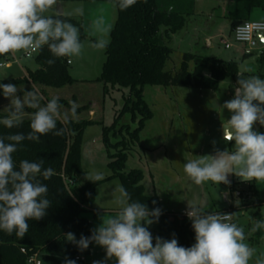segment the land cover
<instances>
[{
    "label": "clouds",
    "instance_id": "9594fccd",
    "mask_svg": "<svg viewBox=\"0 0 264 264\" xmlns=\"http://www.w3.org/2000/svg\"><path fill=\"white\" fill-rule=\"evenodd\" d=\"M136 3L137 0H117L116 6L127 10ZM57 4L58 0H0V56L23 52L31 57L45 46L55 58L81 56L84 45L80 28L62 18V13L46 15ZM173 10L168 8L169 12ZM83 14V7L78 6L67 16ZM110 32L111 25L106 24L103 16L94 19L88 30V36L94 38L90 46L105 50ZM47 63L52 65L55 59H48ZM237 76L234 97L221 106L231 113L223 123V139L234 141L233 150L216 149L214 155L187 160L183 171L195 185L207 181L229 184L230 174L245 182H264V133L254 130L257 122L264 126V79L257 75ZM0 90L10 100L5 107L7 115L0 119L5 128L21 127L25 109H36L31 113L27 134L0 135V231L22 239L29 231V220L38 221L46 216L52 201L43 181L51 180L56 173L52 167H44L43 159H22L17 165L13 154L25 140L41 143L42 136H62L64 129L57 128L62 105L58 97H53L41 106L43 97L37 91H25L21 97L12 83H0ZM70 105L75 115L78 105L75 101H70ZM85 179L97 183L105 177L102 172H91ZM113 197L119 210L112 216L102 215V222L91 230L90 236L77 239L72 232L65 234L66 241L81 252L91 244L105 250L104 260H94L93 264H107L113 259L115 264H250L254 257L255 264H264V251L257 256V248L245 242L244 228L232 222L234 213L205 212L202 202L187 200L185 215L192 222L195 243L186 248L179 246L175 234L165 240L154 238L148 230V226L158 222L161 209L149 210L144 203L133 201L122 185L116 186ZM258 230H264V218L256 220L251 229ZM64 264H76V260L65 257Z\"/></svg>",
    "mask_w": 264,
    "mask_h": 264
},
{
    "label": "rangeland",
    "instance_id": "374dc122",
    "mask_svg": "<svg viewBox=\"0 0 264 264\" xmlns=\"http://www.w3.org/2000/svg\"><path fill=\"white\" fill-rule=\"evenodd\" d=\"M227 1L196 0V13L199 16L193 17L194 19L189 17L185 29L167 42L173 53L165 66L166 72L178 73L186 54L196 57L190 64L191 71L202 57L216 58L223 62H243L244 46L235 42L231 32V20L225 16L223 6ZM60 5L63 17L71 19L69 22L80 28L81 41L84 45L81 56L68 57L71 62L68 67L69 74L77 83L60 89L42 88L29 83L17 87V95L23 97L25 91L35 90L43 99L58 97L72 101V97L75 96L78 107L92 105L97 111L95 118L91 119L89 112L73 115L68 109L61 108L59 117L63 118L66 114L67 118L74 120L97 122L84 130L81 144L82 169L86 174L102 172L105 177L104 180L97 182L92 211L84 214L96 228L102 222V215L112 216L119 210V206L114 202L113 191L122 183L118 177H113L114 169L110 165V155L116 153L113 146L121 138L118 133L116 136L111 135L110 141L113 146H106L103 141V130L115 123L129 91L110 90L104 94V84L100 77L106 62V49L101 51L90 46V41L94 38L88 36V30L94 19L103 16L106 24L111 25L108 37L111 41L118 8L114 2L66 1ZM78 6L83 7L84 14L68 17L67 13ZM53 13L59 14L58 4L46 15ZM207 41L211 42V48L207 47ZM225 43L232 44V47L227 49ZM36 56L33 54L27 58L23 52L16 53L15 56L10 54L8 60L0 62L6 64L0 67V83L27 77L29 70L39 69ZM243 70L242 75L245 77L257 75L264 79V59L259 58L255 64H248ZM236 87L238 84L230 78L220 82L216 90L146 86L143 98L152 116L144 123L137 139L129 142L122 172L141 171L145 195L157 196L163 211L185 214L187 200L193 199L202 202L204 210L210 212L244 206L245 208L234 212V223L244 228L245 242L257 248L258 256L264 251V241L258 240L251 229L256 220L264 214V205L257 203L258 199H264V182L255 180L245 182L235 174H230L229 184L217 185L207 181L203 185H195L183 171L184 164L189 159L214 155L216 149L233 150L234 141L226 142L223 139V123L230 119L231 113L221 106L234 97ZM9 103L10 100L4 98L0 90V119L7 115L5 107ZM43 105L41 102V106ZM24 118H31V114L25 113ZM124 126L134 131L138 127V121L134 123L131 121V115H125L118 120L116 130ZM254 130L264 133V126L257 122L254 124ZM123 135L126 137L127 132L124 131ZM228 213L232 214L230 211ZM148 230L152 234L156 233L157 223L148 226ZM54 257L56 261L42 258L43 264H64L65 255L56 254ZM104 258L105 250L93 244L92 252L81 264H93L94 260ZM107 264H115L114 259L109 260ZM250 264H255V257Z\"/></svg>",
    "mask_w": 264,
    "mask_h": 264
},
{
    "label": "trees",
    "instance_id": "16d2710c",
    "mask_svg": "<svg viewBox=\"0 0 264 264\" xmlns=\"http://www.w3.org/2000/svg\"><path fill=\"white\" fill-rule=\"evenodd\" d=\"M66 1L117 2V0H58V3ZM170 6L174 9L171 12L168 11ZM254 8L264 10V0H231L226 16L231 20V31L234 32L237 26L249 21ZM194 10L195 0H137V3L127 10L118 8L117 21L106 48V62L100 77L104 84V94L109 89L129 91L117 120L103 130V141L106 146H113L110 141L111 135L119 134L121 138L113 146L116 153L110 155V165L114 169L113 177L120 179L133 201L144 203L149 210L161 209V215L156 222L158 230L152 234L154 238L159 236L170 240L175 234L179 246L186 248L195 243V232L188 217L182 213L164 212L157 196L145 195L141 171L132 170L129 173L122 171L129 142L137 139L144 123L152 116L143 98L146 86L216 90L220 82L227 78L237 83L240 63L223 62L216 58L202 57L191 71L190 64L196 57L186 54L178 73L165 71V66L173 53L167 42L185 28ZM64 19L71 21L69 18ZM9 55L0 56V62L8 60ZM244 58L247 59L249 56ZM260 58L264 59V50ZM48 59H55V63L49 65ZM35 60L39 69L29 70L27 77L5 81L3 84L12 83L19 87L33 83L42 88L60 89L77 83L69 74L68 57L55 58L45 46L38 52ZM49 100L51 99H43L41 102L46 104ZM58 100L62 108L68 109L71 113L70 101ZM72 101L76 102L75 96L72 97ZM90 109L91 105L77 107L76 114L89 112ZM34 111L36 109H25V113L31 114ZM125 115H131V121L134 123L138 121V127L134 131L127 126L116 130L118 120ZM138 115L140 118H137ZM30 120L31 118H24L22 126L14 129H7L0 124V135L6 136L10 132L27 134L30 131ZM96 123L93 120L59 118L57 128L64 129L62 136L48 134L41 137V143L25 140L18 146V151L13 154L17 165L22 159L37 161L43 159L45 168L52 167L55 170L56 175L51 180L43 181L49 187V199L52 204L43 219L28 221L29 231L22 239L15 234L8 236L0 231V264H27L29 256L35 253L41 254L44 260L51 261H56L54 257L56 254H63L75 260L77 257H87L91 253L93 244L81 252L75 245L66 241L65 234L72 232L79 239L81 235L90 236L91 230L94 229L92 222L85 218L84 214L93 209L97 183L85 179L86 173L81 167V144L84 130ZM124 131L127 132L126 137L123 135ZM257 203L264 204V199H258ZM243 208L245 207L238 206L217 212L234 213L237 209ZM262 218L264 215L259 219ZM263 231L255 232L258 240L262 239ZM153 244L155 245V239Z\"/></svg>",
    "mask_w": 264,
    "mask_h": 264
},
{
    "label": "built area",
    "instance_id": "2783aa9c",
    "mask_svg": "<svg viewBox=\"0 0 264 264\" xmlns=\"http://www.w3.org/2000/svg\"><path fill=\"white\" fill-rule=\"evenodd\" d=\"M264 34V22L260 21H246L242 23L241 25L237 26L236 29L233 32V36L235 39V42L238 44H241L244 46V54L245 56L252 57L254 56L258 50H259V41L258 36ZM226 48L229 49L232 47V44L225 43ZM33 54H38L33 53ZM32 54V55H33ZM27 58H30L29 56L25 55ZM68 64L70 65V60L68 61ZM6 66L5 63H0V67ZM232 222H234V219H232ZM23 253H26L25 250H22ZM86 257H77L76 264H81L85 261ZM27 264H43L41 254L35 253L31 256H29L27 260Z\"/></svg>",
    "mask_w": 264,
    "mask_h": 264
},
{
    "label": "crops",
    "instance_id": "0c3cea01",
    "mask_svg": "<svg viewBox=\"0 0 264 264\" xmlns=\"http://www.w3.org/2000/svg\"><path fill=\"white\" fill-rule=\"evenodd\" d=\"M231 4V0H228L227 1V3H224V9H225V16H227V8H228V6ZM196 0H195V10H194V14L191 16V18H193V17H196V16H199V14L198 13H196ZM216 9V8H215ZM214 9V10H215ZM213 15V14H212ZM213 17V16H212ZM254 17V18H253ZM194 19V18H193ZM249 21H260V22H264V10L263 9H260V8H254V9H252V11H251V14H250V17H249ZM186 27V26H185ZM185 29V28H184ZM183 29V30H184ZM182 30V31H183ZM181 32V31H180ZM232 32V35H233V31H231ZM175 36V35H174ZM173 36V37H174ZM259 36H264V34H262V35H259ZM173 37H172V39H173ZM258 39V38H257ZM258 41H259V50H258V52L255 54V55H257V54H259V53H261L263 50H264V39H261V40H259L258 39ZM211 46H212V44H211V42L210 41H207V47L208 48H211ZM243 53H244V51H243ZM244 56H245V54H244ZM244 58V57H243ZM250 58V57H249ZM243 60H245V58L243 59ZM241 63V62H240ZM104 89V88H103ZM110 90H117V91H121V90H118V89H109L108 91H110ZM77 98V97H76ZM76 101H77V99H76ZM123 108V107H122ZM96 114H97V111L94 109V107L91 105V109H90V111H89V117L91 118V119H94L95 118V116H96ZM68 116V115H67ZM94 121V120H93ZM259 205H264V204H259ZM164 212H168V211H164ZM168 213H174V212H168ZM185 215V214H184ZM262 235H263V237H262V239H260V241L262 240V241H264V231H263V233H262ZM91 252H92V250H91Z\"/></svg>",
    "mask_w": 264,
    "mask_h": 264
},
{
    "label": "water",
    "instance_id": "95a60500",
    "mask_svg": "<svg viewBox=\"0 0 264 264\" xmlns=\"http://www.w3.org/2000/svg\"><path fill=\"white\" fill-rule=\"evenodd\" d=\"M58 13L63 14V10L61 8L60 3H58ZM258 39L261 40V36H258ZM260 57H261V53L243 60V62L239 65V73L242 74L244 72L243 69L245 68L246 65L255 64Z\"/></svg>",
    "mask_w": 264,
    "mask_h": 264
}]
</instances>
